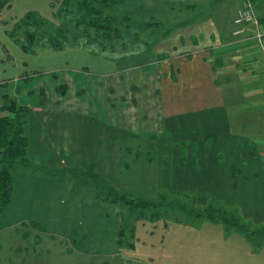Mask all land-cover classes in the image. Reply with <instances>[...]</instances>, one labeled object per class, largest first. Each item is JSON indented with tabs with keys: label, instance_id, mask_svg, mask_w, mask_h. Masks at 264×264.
<instances>
[{
	"label": "rangeland",
	"instance_id": "rangeland-1",
	"mask_svg": "<svg viewBox=\"0 0 264 264\" xmlns=\"http://www.w3.org/2000/svg\"><path fill=\"white\" fill-rule=\"evenodd\" d=\"M0 1V105L7 99L32 108L45 105L51 116L49 124L59 127L61 133L68 118L73 126L79 124L77 137L81 138L75 143L81 146L80 153L71 155L66 164L62 163L64 158L56 156L57 149L46 148L35 154L37 159L28 157L31 162L46 165L51 175L35 179L32 193L25 199L24 195L19 197L9 212L0 216V264H264V241L253 242L247 234L223 222L196 219L184 211L222 202L241 213L246 222L261 225L263 196L252 203L247 199L235 204L211 194L204 196L203 190H159L158 168L164 166L146 164L134 150L138 146L142 154L149 150L157 158L160 146L163 152L169 150L168 138L178 140L172 146L178 144L184 150L190 146L202 150L211 138L206 133L214 127L203 125L200 118H190L167 127L169 141L161 142L164 125H159L160 94L155 90L159 88L158 61L166 52L172 53L167 37L181 28L174 25L175 21L190 23L204 16L199 15L204 0L203 5L188 10L180 4L191 1L176 0L173 13L162 0H119L109 7L112 25L118 29L112 32V45L105 52L86 46L48 49L44 47L47 35L40 39V46L24 49L27 40L18 24L27 14L36 12L58 27L56 13L62 0ZM252 1L260 18L257 9L264 6H258L259 0ZM78 2L71 0L70 6L76 9ZM242 3L232 0L225 11H215L211 17L229 24ZM69 25L76 28L74 20ZM243 97L235 103L237 106L228 105L233 139L245 141L248 153L244 159L264 165V91ZM69 110L93 118L81 115L80 122L73 114L64 115ZM129 117L135 124L122 125L121 120ZM104 121L120 125L127 133L136 132L139 140H128L125 132L109 133ZM150 132L156 137L155 144L141 136ZM114 133L115 140L119 138V143L131 147L132 152H119L112 142ZM217 139L214 144L209 140L210 149L236 145ZM232 152H238V148ZM195 161L199 164L198 158ZM63 168L71 174L58 176L57 169ZM89 178L101 183L102 200L96 197L93 186L85 185ZM113 189L158 200L165 195L167 198L161 200L170 204L130 211L124 205L104 201Z\"/></svg>",
	"mask_w": 264,
	"mask_h": 264
},
{
	"label": "crops",
	"instance_id": "crops-1",
	"mask_svg": "<svg viewBox=\"0 0 264 264\" xmlns=\"http://www.w3.org/2000/svg\"><path fill=\"white\" fill-rule=\"evenodd\" d=\"M187 1L191 2L180 4L185 7V10L203 5V0ZM204 1L202 6L204 8L199 12V15L204 16L190 23L175 21L174 25H180V30L170 34L168 39L165 38L171 44L172 53L170 52L171 55H169L166 52L158 61L159 88L155 90L160 96L157 115L160 118L159 125L161 124V127L164 125L163 135L160 133V141L170 140L169 150L163 152L160 146L157 158L156 153L152 156V151L149 150L142 154L140 150H137L138 146L134 150L138 157H143L146 164L164 166L162 169L158 168L161 185H159V190L180 191L183 188L203 190L205 191L204 196H206L205 193L211 194L228 203L233 201L236 204L247 199L249 203H252L253 200L259 199V196L264 197V165L250 164L249 160L244 159L248 150L245 149L243 139L237 137L233 139L228 105L240 103L245 94L264 91V56L254 37L253 25L247 24L244 32L235 34L234 31L238 26L234 19L228 24L225 21L218 23L213 16L211 17L215 11L221 13L225 11L232 0H213L215 3L212 5H209V0ZM259 1L258 6H264V0ZM161 3L169 5L171 13L175 11L176 0H162ZM257 12L260 14V21L264 24V7L257 9ZM28 109L26 133L29 138L27 150L29 158L37 159L35 154L46 148L57 149L55 153L58 155L56 156L61 160L64 158L63 164H66L71 155L78 156L81 146H76L75 143L81 141V138L77 137L79 124L73 126L72 121L64 117L66 123L63 122V129L60 133L59 127L55 128L51 123L49 124L51 116L47 106L33 108L28 106ZM73 111L69 110L68 114L64 115L73 114L79 117L80 122L82 116L93 118L89 114H81L78 111L69 113ZM33 113L35 114L34 119ZM190 118H200L203 125L214 127V131L206 133L211 138L207 139L202 150L195 149L194 146H190L187 150L181 149L178 144L172 146L173 142L178 143V140L171 138L168 140L165 136L167 127L183 124ZM121 121L124 126L132 127L131 125L135 124L132 117ZM107 122L104 121L103 127H109V133L118 132L119 135L125 132L128 140H139L140 135L136 132L127 133V130L120 125ZM115 134L112 142L116 144L119 152L121 154L132 152L131 147L119 143V138L115 140ZM141 136L156 143L153 132ZM216 139L223 143L233 141L236 145L227 146L221 150L210 149L209 140L214 144ZM52 141L59 144L53 146ZM236 148L238 152H235ZM151 156L156 159L155 162ZM195 158L199 159V164ZM57 170L60 171L57 173L58 176H68L72 172L68 168ZM63 170L66 171L63 172ZM48 174L51 175L49 172H35L30 168H14L12 171V201L0 216L9 212L8 210L19 201V197L24 195L25 199L29 192L32 193L35 179L48 178ZM85 185L90 184L86 182Z\"/></svg>",
	"mask_w": 264,
	"mask_h": 264
},
{
	"label": "trees",
	"instance_id": "trees-1",
	"mask_svg": "<svg viewBox=\"0 0 264 264\" xmlns=\"http://www.w3.org/2000/svg\"><path fill=\"white\" fill-rule=\"evenodd\" d=\"M118 1L79 0L75 9L73 6H70L71 0H62V2L60 1V9L57 13L55 12L60 19L58 27H55V24H49L39 13L31 12L18 24V29L23 30L22 33L27 40V44L24 43L23 48L31 49L38 45L40 46L42 43L40 39L44 35H47V42L44 47L48 49L86 46L90 49L93 48L94 51L105 52L112 45L109 43L112 32H116L118 29L112 25L114 18L109 12V7L115 5ZM2 4L3 1H0V7ZM51 5L56 7L54 1H51ZM73 12L78 14L74 15ZM73 20L76 27L74 29L70 28L69 25ZM110 48L112 50L115 49L114 47ZM28 110V106L18 105L13 100L8 99L6 103L0 105V214L4 212L12 201V171L14 168H30L35 172L44 171L51 173L45 165L33 164L28 159L29 138L26 133ZM87 183L97 190L96 197L102 200L100 199L102 194L99 191L101 183L94 178H89ZM165 198L167 197L163 195L161 199ZM104 199V201L124 205L130 211L136 208H147L166 203L165 200L143 197L118 189L111 190L109 195ZM192 201L196 204L195 198ZM167 203L170 204L169 202ZM218 204L207 205L205 207L194 206L193 209H190L191 211L187 209H184V211H187L186 213L190 217L196 219L201 218L209 221L223 222L230 228L247 234L253 242L264 241V223L252 225L246 222L237 210L229 208L222 202ZM185 205L178 204V206ZM140 215L142 216V214ZM150 217L156 216L152 215Z\"/></svg>",
	"mask_w": 264,
	"mask_h": 264
},
{
	"label": "built area",
	"instance_id": "built-area-1",
	"mask_svg": "<svg viewBox=\"0 0 264 264\" xmlns=\"http://www.w3.org/2000/svg\"><path fill=\"white\" fill-rule=\"evenodd\" d=\"M238 28L234 31L235 34L244 32L245 25L251 24L255 28V35L259 48L264 56V24L255 14L254 4L252 0H243L242 6L238 9L236 18L234 19Z\"/></svg>",
	"mask_w": 264,
	"mask_h": 264
}]
</instances>
